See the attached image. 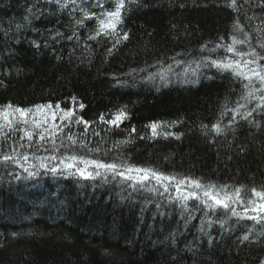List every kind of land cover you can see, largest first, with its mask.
<instances>
[{
  "label": "trees",
  "instance_id": "trees-1",
  "mask_svg": "<svg viewBox=\"0 0 264 264\" xmlns=\"http://www.w3.org/2000/svg\"><path fill=\"white\" fill-rule=\"evenodd\" d=\"M253 13L259 15L261 9L253 7L249 15ZM235 15L225 0H139L123 25L129 40L107 59L110 44L90 41L95 51L89 59L82 45L53 39L57 31L67 36L72 30L67 10L48 0H0V106L51 101L72 107L75 96L77 104L86 105L82 112L77 107L79 115L95 121L101 113L127 105L131 119L121 128L134 125L137 131L123 152L132 163L220 183L264 185V133L252 129L255 135H249L250 129L241 127L235 138L217 137L215 143L202 133L201 125L217 119L225 97L238 85L215 69H203L196 83L170 75L166 84L159 78L148 82L143 79L147 73L133 71L157 60H166V67L172 63L167 58L177 53H185L177 59L191 60L200 55L203 42L227 37ZM178 119L183 123L167 130L183 133L179 140L139 139L151 135L145 127L150 122ZM127 135V130L101 132L107 138L103 148ZM242 144L248 146L245 153H240ZM115 155L112 151L106 159ZM0 176V264H259L264 258V237L238 246L237 237L253 226L250 220L240 221L231 232L213 225L209 245V236L198 231L201 213L185 227L178 210L166 207L170 215L154 216L150 204L141 212L144 198L122 201L115 185L92 187L88 181L50 176L10 183L11 177Z\"/></svg>",
  "mask_w": 264,
  "mask_h": 264
},
{
  "label": "snow or ice",
  "instance_id": "snow-or-ice-1",
  "mask_svg": "<svg viewBox=\"0 0 264 264\" xmlns=\"http://www.w3.org/2000/svg\"><path fill=\"white\" fill-rule=\"evenodd\" d=\"M48 2L57 4L61 10H67L72 20L70 34L65 36L57 31L53 39L59 37L82 45L88 51L89 59L95 51L90 41L98 46L107 42L110 44L104 52L107 59L129 40V32L123 25L131 5L138 4L139 0ZM225 5L236 14L227 37L219 35L214 41L203 42L198 49L200 55L191 60L177 59L185 55L177 53L167 58L172 63L166 67V60H157L152 65L133 70L147 73L143 79L148 82L159 78L166 84L170 82V75L183 77L185 83H196L203 75V69H215L217 75L238 85L225 97L217 119L210 125H201L202 133L209 138L210 143H215L217 137L227 140L231 135L235 138L241 127H248L249 135L264 133V0H225ZM253 7L260 8L261 14L249 15ZM35 46L39 47V44ZM60 59L57 56V60ZM176 67L181 68L179 73ZM149 68L156 70L148 71ZM117 83L126 82L117 79ZM71 100L72 107H62L60 102L53 104L51 101L29 107L13 105L11 102L0 106V172L11 177L10 183L50 176L53 179L88 181L92 187L115 185L119 188L117 195L122 201L132 200L134 195L144 198L141 212L150 204L155 206L154 216L170 215L165 213L166 207L178 210L185 227L197 219L196 213H201L198 231L209 236V245L213 239L208 229L213 225L218 224L222 232H231L243 220L254 223L237 237L238 246L245 242H257L260 237H264V185L249 187L220 183L203 176L170 173L151 165L132 163L123 152L124 147L134 143L136 137L133 134L137 131L134 125L130 129L121 128L131 119L127 105L109 113H101L97 120L89 121L76 110L78 107L82 112L86 105L82 102L77 104L75 96ZM182 123L179 119L171 122L152 121L145 125L151 130V135H140L139 139L172 137L179 140L183 133L167 129ZM252 129H255V133ZM113 130H127L128 135L113 141L111 147L105 149L103 144L107 143V138L101 137V132L110 133ZM91 137L101 139L93 142ZM238 147L240 153L248 151L247 145ZM112 151L116 155L106 159ZM2 180L0 176V182ZM96 181H99V185ZM79 186L83 188L86 185L80 183ZM125 192L126 196L123 195ZM233 219L236 223L230 225L229 221ZM257 225L260 226L259 231H256ZM254 232L255 240L251 239ZM12 235L15 237L18 234ZM259 264H264V258L259 260Z\"/></svg>",
  "mask_w": 264,
  "mask_h": 264
}]
</instances>
